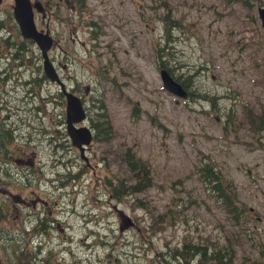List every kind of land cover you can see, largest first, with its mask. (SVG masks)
I'll use <instances>...</instances> for the list:
<instances>
[{
    "label": "rangeland",
    "instance_id": "rangeland-1",
    "mask_svg": "<svg viewBox=\"0 0 264 264\" xmlns=\"http://www.w3.org/2000/svg\"><path fill=\"white\" fill-rule=\"evenodd\" d=\"M13 6L14 0L0 4L1 37L8 35L2 31V22L12 24ZM260 6L264 0H251V6L237 0H88L92 11L80 14L67 5L62 7L59 15L64 20H55L52 27L61 45L70 48L74 56L68 74L75 75L73 81L90 84L92 91L89 124L97 138L90 150L81 154L69 137L57 134V130L67 132L65 124L59 122L65 110L57 102L59 85L38 77L41 84L34 82L36 86L30 91L32 86L26 83L34 74L35 57H27L26 66L14 63L13 69L7 60L0 61V71L11 72L5 85L0 78L4 91L0 93V117L14 130L8 149L20 160H29L37 150L36 156L47 165L48 178L47 184L37 189L38 196L48 200L47 204L39 202V209H52L53 217L66 230L55 237L61 245L48 236L54 261L159 264L157 251L167 253L166 241L181 246L183 237L191 234L201 235L211 246H232L236 253L233 264H264V220H258L264 217V134L252 137L245 127L264 118L260 117L264 112ZM81 19L84 22L79 28L75 24ZM90 21L102 26L97 39H93L96 28L88 26ZM18 29H12L16 40ZM74 30H78L75 37ZM72 38L75 41L71 43ZM163 45L166 50L160 57L158 49ZM33 48L35 56L41 58L37 65L42 66L41 51L36 44ZM53 55L65 59L59 48ZM160 60L177 74L194 72L191 80L205 71L196 90L205 91L207 96L190 101L167 91L160 76ZM97 65L100 70L95 69ZM73 81L65 80L72 86ZM92 95L100 101L96 110ZM245 104L257 110L255 122L245 118ZM105 116L113 128L109 135L103 131ZM43 126L46 132L40 131ZM59 143L66 151L58 150ZM128 148L151 166L147 187L135 181L125 157ZM207 163L214 164L224 183L235 187L245 219H233L212 189L202 173ZM0 166H6L4 160ZM15 166L18 164L13 162L10 186L3 187L12 195L6 196L0 188V264H11L17 234L22 249L20 239L26 237V229L33 232L37 222V218L28 220L30 208L13 197L33 189L17 172L21 166ZM108 177L114 185L125 178L128 186L137 183L142 188L122 192V185L111 187ZM118 209L129 214L136 225L120 232ZM160 220H164V228H159ZM95 229L105 234L101 237ZM31 237L37 245L36 234ZM66 247L73 253L64 260L61 252ZM198 261L196 255L192 264ZM166 262L177 264L170 259Z\"/></svg>",
    "mask_w": 264,
    "mask_h": 264
},
{
    "label": "flooded vegetation",
    "instance_id": "flooded-vegetation-1",
    "mask_svg": "<svg viewBox=\"0 0 264 264\" xmlns=\"http://www.w3.org/2000/svg\"><path fill=\"white\" fill-rule=\"evenodd\" d=\"M4 1V0H3ZM32 3L34 4V14H35V21L37 24V27L40 31H44V32H48L53 38H54V46L50 49V57L52 59V62L54 63L60 78L62 80V82L65 85V88L68 92L73 93L74 95H76L77 97L80 98L81 102H82V107L84 109V114L86 115V118L84 121H81L80 123H78V125H76L77 128L80 127H87L91 132H92V141L89 145H84V152H87L88 150H90V146L92 145V142L94 140H96V136L94 135V128L89 124V94L92 92L90 89V84H86L84 85L83 82H79V80H75L73 81V79L75 78V75H69L68 73L70 72V66L74 64L75 59L74 56L72 55V51L70 50V48H65L64 46L61 45L60 43V39L58 37V33L55 32V30L53 29L54 27H52V24L55 20H64L63 18H61V16L59 15V12L61 11L62 7L64 6H69L71 7V10H74V12H83L86 10H90L92 11V8H88V0H31ZM39 5H36V4ZM80 16V15H79ZM56 17V18H55ZM81 18H83L82 16H80ZM69 19V17L67 18ZM2 21V17H1V8H0V23ZM62 22V21H61ZM83 19H81L79 21V23H76L75 25H80L79 28L83 25ZM86 22V20H85ZM64 23V22H62ZM88 23V22H87ZM67 24V23H66ZM88 26H91L94 28H96L93 33L95 35V37L92 38L93 39H97L101 32V24L97 23V22H93L90 21V24H88ZM76 28V26H75ZM1 30V28H0ZM78 30H74V34L73 37H75V35L77 34ZM9 34L11 33L10 31L8 32ZM1 35V34H0ZM22 39H24L22 37ZM29 40V39H28ZM72 41L74 42L75 39L72 38L71 39V43ZM100 45H98L97 47H99ZM96 47V48H97ZM56 48H59L62 50V52L65 54V59L63 61V59H58L55 55H53V52ZM75 51H76V44L74 45ZM96 70H100L99 66H94ZM105 67L103 66L101 68L104 69ZM159 68L161 69H167L169 71V73L171 74V76L178 81L188 92V100L193 101L196 98H205L207 96V94H205V91H200L199 89L196 90L197 86H199L200 84H198V82H200V79L202 77H204L206 75V72L203 71L200 75H198V79L196 80L195 78L193 80L190 79V77H192V75H194L193 73H181V74H177L175 72V69L168 66V65H164L162 63V61H159ZM171 68V69H170ZM84 66L82 68H80V70L83 71ZM90 70L93 71V68L90 67ZM173 70V71H172ZM65 73L67 74V76H65ZM214 76V75H213ZM47 79V78H46ZM68 81H73L74 85H68L65 80ZM46 81H50V80H46ZM59 88L60 90L58 91V103L60 105H64L65 110H64V117L62 120H60V123H64L66 126V131H67V98L62 90L61 85L59 84ZM82 88L85 89V92H82ZM93 90V89H92ZM91 101L93 104V107L96 109V106L99 105L100 101L97 100L93 95L91 97ZM57 104V103H56ZM58 105V104H57ZM245 108L248 109V113L244 112L245 114V118L248 117L250 120L252 118V120L255 122V117L256 115H258L257 110H253L252 106L250 104H245L244 105ZM10 113L13 115L14 111L11 110ZM74 114L71 115V119H74L75 116H73ZM264 115V112L261 114L260 117H262ZM106 120H109L108 117H106ZM63 124V127H64ZM245 127L249 130L250 134L252 135V137H260L261 135L264 134V118H260L258 122L255 123V126H253L252 124L250 125V128L247 127L245 125ZM10 130H12L11 128H8ZM40 131L46 132L45 126H43L41 128ZM59 132H57L58 135H61V137H63L64 139H70V142L73 144L68 131L65 133L67 134V136L65 137V134H63L62 130H57ZM65 131V130H64ZM8 135V134H6ZM5 135V136H6ZM9 136V135H8ZM11 138H13V133L12 135L10 134ZM56 138V136H55ZM31 139H33V137H31ZM28 140H30L28 138ZM40 144L43 142L42 138L39 139ZM38 144V145H40ZM74 146V144H73ZM58 148V146H56ZM59 147L65 149V145L62 143H59ZM76 147V146H75ZM79 151L80 154L83 153L81 152V150L76 147ZM66 150V149H65ZM36 149L34 152L31 153L30 155V159H16L12 156V151H10L7 148V144H4V140H0V162H2L4 160V162L6 163V166H0V174H4V175H0V188L2 190L3 187L6 186H10L11 183V176L13 175V170L11 168V164H13V162H16L18 164V166H21L18 169V166H15L14 169H18L17 172L21 174H23L24 177H26V185L28 187H33V189L29 192V193H24V191H20V193L15 194L13 197L15 198V200H18L19 203H23L26 204L30 210L28 211L27 217L28 220H32V218H37V224L33 226L32 231L28 230V232L25 231L26 237H22L20 239V243H21V247H23L22 249H20V245H18L19 242V235L17 234L16 237V245L14 246V250L12 252V262L11 264H61L59 260L54 261V255H53V251H52V246H50L47 243H42L39 245H35L34 243V239L33 236L36 233H41L43 235L44 238H47L48 236L51 237L52 242L58 245L59 244L58 241L55 240V237L59 236L60 232H64L66 231L64 228H61L60 224L61 222L57 221L56 218L53 217V210L48 208L43 210V213L47 214L43 216L42 211L39 209L38 203L42 202L43 204H47L48 200H44L43 198H41L39 195V192H37V189L40 188L41 186H43L44 184H47L48 178L46 176V172H47V165L44 164L42 162V158L40 156H36ZM3 152H5L6 154H8V159L7 158H3L1 157V154L3 155ZM82 156V155H81ZM83 157V156H82ZM85 158V157H83ZM61 160V159H60ZM86 161H90L88 158L85 159ZM38 161H41L42 163H38ZM23 163H27V165H25V167L22 166ZM8 186V187H9ZM4 189V188H3ZM4 193H6V196L10 197L12 195V193L10 191H7L6 189H4ZM11 194V195H10ZM29 196V199H27L26 197ZM18 206H23L22 204H17ZM34 210V211H33ZM251 210H253V208H251ZM20 211L16 212L17 217H20ZM233 218L237 221L239 219H245L244 216L242 218V216H238V219L233 215ZM51 218V220L55 221L54 223H52V225L56 228V230H52L51 224L50 226L47 225L48 223L46 222V220L48 218ZM176 221V219H174ZM259 221H263L264 217L263 216H259L258 217ZM175 224V223H174ZM173 224V225H174ZM21 226H23V223H21ZM19 229V227L17 228V230ZM94 229V228H93ZM22 230V229H21ZM30 231V232H29ZM60 231V232H59ZM94 232H96V234H98L99 236H103L105 233H101L98 232L97 229L93 230ZM120 232H123L120 230ZM52 233V235H51ZM231 238L228 236V241L231 242L230 240ZM59 240V239H58ZM70 240H72V238H70ZM29 241L32 242V246L29 245ZM66 243V242H65ZM103 243V242H101ZM57 245V246H58ZM217 245V244H216ZM166 247H167V253L164 252H158L157 251V260L159 262V264H167V259H170L171 262H176L177 264H192L193 262V257H195L196 255H198V259L199 261L197 262V264H207L208 262H217L216 260H211V256L210 254L212 253V251L215 248L214 246H211L206 239L202 238L201 235L199 236H194L191 234H187L186 236L183 237V241L181 246H173L170 245L169 241H166ZM183 247L185 248V250L187 251V259L179 252V250L177 248ZM221 247V246H220ZM198 249V252H193L195 249ZM232 248V246L226 245V246H222L223 250H227ZM233 249V248H232ZM234 250V249H233ZM235 251V250H234ZM73 253L71 250H69L67 247L64 248V250H62V254L61 257L66 258V255L69 256V253ZM206 253V256H204V254ZM236 256V253H235ZM70 257V256H69ZM107 259L110 257V254L108 253L106 255ZM181 257V259H179ZM235 259V257H234ZM234 259L232 260V262L230 261V264H233ZM225 260V264L226 261H228L227 258L224 259ZM184 261V262H181ZM156 264V263H153Z\"/></svg>",
    "mask_w": 264,
    "mask_h": 264
},
{
    "label": "trees",
    "instance_id": "trees-1",
    "mask_svg": "<svg viewBox=\"0 0 264 264\" xmlns=\"http://www.w3.org/2000/svg\"><path fill=\"white\" fill-rule=\"evenodd\" d=\"M237 1H241L246 5H250L251 6V0H237ZM13 18V17H12ZM11 25H8L6 23L5 20H3L2 22V31H6V32H11L10 34L8 33L7 36H3L0 38V61H2L3 59L8 62H10V67L13 69L14 68V63L16 66H26V58L30 57V59L32 60V57L34 58V63L35 66H33V70H34V74L31 77V80L27 81L26 83H28L29 85H31L32 87L30 88V91L34 89V86H36L34 84V82H38L37 79L38 77L44 79L45 81L46 76L43 74L41 75L42 72V68L43 66H41L40 64L37 65L38 60L41 59L39 55L35 56V50L33 48V45L35 46V42L31 39H22L21 37V32L19 31L18 36V40H16V35H13L12 29L15 30V27L18 28V25L16 23V21L12 20ZM171 24L169 23V25L167 26V32L168 34L171 33ZM9 30V31H7ZM19 30V29H18ZM17 34V33H16ZM166 50V47L160 46L158 49V53H160V57H162V53H164ZM39 58V59H38ZM37 60V61H36ZM17 62V63H16ZM162 63L166 66L167 63L165 61L162 60ZM171 69V68H170ZM173 71V70H172ZM4 74V75H2ZM35 76V78L33 79V77ZM11 76V72L6 69L5 71H0V78L3 77V85H5V83L7 82V80L9 79V77ZM41 82H38V85H40ZM0 93L4 94V91L0 88ZM106 119V116H105ZM105 126L103 127V131L104 134H111V132L113 133V128L111 125L110 120H106V123L104 124ZM6 125V123H4V121L1 119L0 117V140H4V144H7V148H9V145L13 142L14 139V130H10ZM51 131V130H50ZM59 132V131H57ZM13 133V138H11L10 134L12 135ZM8 134V135H6ZM6 135V136H5ZM67 136V134H65V137ZM59 147V146H58ZM66 149V147H65ZM2 157V156H1ZM125 157L127 159V162L129 164L130 170L131 172H133V175L135 177V179L137 178L139 184H143V187H147L150 183V177L151 176V166L150 164L143 160L141 157L137 156L135 154V152L131 149L128 148L126 150V154ZM3 158H7L8 159V154H6L5 152H3ZM60 160V158H59ZM203 175L207 178V181H209V183L211 184L212 189L218 194L220 200H222L225 205L228 207V210L230 212V214H233L237 219L238 216H245L246 215V211L244 210L243 206L240 205V200L238 199V194L235 190V187H232V184H230V182L224 183L223 182V176L222 174L219 172V170L216 169V167L214 166V164L212 163H207L204 167H203V171H202ZM125 178H122V180H120V182H116V185L113 184L114 180L110 177L107 178V182L110 184L111 187H115L116 189L120 187V185H122V187L120 188L122 192H129L132 191V189L138 191L141 188H139V186H137V183L135 185H131L128 186L126 184V180H124ZM148 180L146 183L145 181ZM124 181V182H123ZM113 188L115 191L116 189ZM119 192H116V195H118ZM242 216V218H243ZM173 218H171L172 220ZM234 219V218H233ZM169 221V219L165 220V223H167ZM172 223H174V221L172 220ZM160 227L159 228H164L165 224H164V220H160L159 222ZM221 245H215L214 250L212 251V253L210 254L211 256V260H216L218 262V264H225V258L228 259V261H226V264H230V261L232 262V260L235 257V251L230 248L227 250H223ZM179 250V252L187 259V251L185 250V248L180 247L177 248ZM199 250L196 248L193 252H198ZM204 256H206V253L204 254Z\"/></svg>",
    "mask_w": 264,
    "mask_h": 264
},
{
    "label": "water",
    "instance_id": "water-1",
    "mask_svg": "<svg viewBox=\"0 0 264 264\" xmlns=\"http://www.w3.org/2000/svg\"><path fill=\"white\" fill-rule=\"evenodd\" d=\"M2 2L3 0H0V4ZM36 5L39 4L37 3ZM13 15L19 26L22 37L24 39L33 40L40 49L43 57V71L46 78L51 82H56L61 85L67 98V131L74 146L78 147L81 152H84V145H89L91 143L93 135L87 127H76L78 123L85 120L86 115L83 112L84 109L80 98L66 90L54 63L52 62L50 49L54 46V38L48 32L40 31L38 29L35 21L34 4L31 0H14ZM258 15L261 20V27L264 29V6L258 8ZM160 76L167 91L179 98H188V92L186 89L171 76L167 69H161ZM72 114L75 116L74 119L70 118ZM118 214L120 217L121 231H125L136 225L134 219L124 210L118 209Z\"/></svg>",
    "mask_w": 264,
    "mask_h": 264
},
{
    "label": "bare ground",
    "instance_id": "bare-ground-1",
    "mask_svg": "<svg viewBox=\"0 0 264 264\" xmlns=\"http://www.w3.org/2000/svg\"><path fill=\"white\" fill-rule=\"evenodd\" d=\"M0 37H1V35H0ZM58 150L60 151V150H62V152L63 151H66L65 149H63V148H61V147H58ZM43 213V212H42ZM44 215H46L45 213H43V216ZM46 222L48 223V225H47V228H48V226H50V224H51V227H52V230H56V228L52 225V223H54V221L53 220H51V218L49 217V219H47L46 220ZM36 224H37V222H36ZM35 224V225H36ZM28 230H30V229H26V231H28ZM51 235H52V233H51ZM36 238H38V239H36V240H39V243L37 244V245H39V244H44V243H47V239H49L48 237L47 238H44L43 237V235L41 234V233H36ZM44 238V239H43Z\"/></svg>",
    "mask_w": 264,
    "mask_h": 264
}]
</instances>
